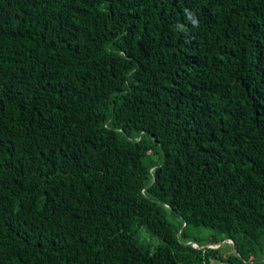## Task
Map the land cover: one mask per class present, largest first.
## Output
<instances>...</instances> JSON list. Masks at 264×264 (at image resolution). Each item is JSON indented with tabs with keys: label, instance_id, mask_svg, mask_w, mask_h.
Segmentation results:
<instances>
[{
	"label": "trees",
	"instance_id": "obj_1",
	"mask_svg": "<svg viewBox=\"0 0 264 264\" xmlns=\"http://www.w3.org/2000/svg\"><path fill=\"white\" fill-rule=\"evenodd\" d=\"M214 260L264 264V0H0V264Z\"/></svg>",
	"mask_w": 264,
	"mask_h": 264
},
{
	"label": "rangeland",
	"instance_id": "obj_2",
	"mask_svg": "<svg viewBox=\"0 0 264 264\" xmlns=\"http://www.w3.org/2000/svg\"><path fill=\"white\" fill-rule=\"evenodd\" d=\"M167 218L174 225H176L179 222L178 216L175 215L174 213H172L171 211H167ZM137 232H138V235L142 238V240L147 242V244H149V245H152V246L156 245L157 242L159 241V239L157 237H155L151 233L149 234L146 231H143L142 228H139L137 230ZM187 233L189 234L190 238L195 237L197 239H201V241H200L201 245H206V244H204L207 242L205 237L209 233V230L207 228H204V227L189 228V229H187ZM219 243H220L219 250L221 252H229L230 251V244L226 239L220 241ZM211 264H225V263L214 260Z\"/></svg>",
	"mask_w": 264,
	"mask_h": 264
},
{
	"label": "water",
	"instance_id": "obj_3",
	"mask_svg": "<svg viewBox=\"0 0 264 264\" xmlns=\"http://www.w3.org/2000/svg\"><path fill=\"white\" fill-rule=\"evenodd\" d=\"M219 245H220V243H216V244H207V245H204V246H197L196 245V247H198V248H203V247H208V246L216 247V246H219Z\"/></svg>",
	"mask_w": 264,
	"mask_h": 264
},
{
	"label": "built area",
	"instance_id": "obj_4",
	"mask_svg": "<svg viewBox=\"0 0 264 264\" xmlns=\"http://www.w3.org/2000/svg\"><path fill=\"white\" fill-rule=\"evenodd\" d=\"M227 241L230 242L229 240H227ZM190 244H191L192 246L196 247V245H195L194 243L190 242ZM233 264H236V263H233ZM237 264H239V263H237Z\"/></svg>",
	"mask_w": 264,
	"mask_h": 264
},
{
	"label": "clouds",
	"instance_id": "obj_5",
	"mask_svg": "<svg viewBox=\"0 0 264 264\" xmlns=\"http://www.w3.org/2000/svg\"><path fill=\"white\" fill-rule=\"evenodd\" d=\"M193 23L195 24V21Z\"/></svg>",
	"mask_w": 264,
	"mask_h": 264
}]
</instances>
